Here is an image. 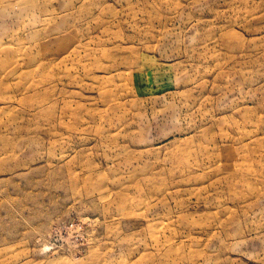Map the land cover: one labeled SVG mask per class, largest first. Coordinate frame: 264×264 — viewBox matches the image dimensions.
Masks as SVG:
<instances>
[{
	"label": "rangeland",
	"instance_id": "rangeland-1",
	"mask_svg": "<svg viewBox=\"0 0 264 264\" xmlns=\"http://www.w3.org/2000/svg\"><path fill=\"white\" fill-rule=\"evenodd\" d=\"M0 264H264V0H0Z\"/></svg>",
	"mask_w": 264,
	"mask_h": 264
}]
</instances>
